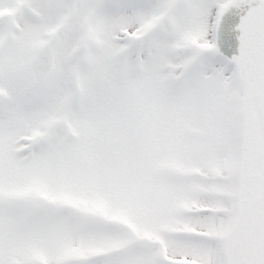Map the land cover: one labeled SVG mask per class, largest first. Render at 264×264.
Instances as JSON below:
<instances>
[{
	"label": "snow or ice",
	"instance_id": "snow-or-ice-1",
	"mask_svg": "<svg viewBox=\"0 0 264 264\" xmlns=\"http://www.w3.org/2000/svg\"><path fill=\"white\" fill-rule=\"evenodd\" d=\"M0 264H264V0H0Z\"/></svg>",
	"mask_w": 264,
	"mask_h": 264
}]
</instances>
